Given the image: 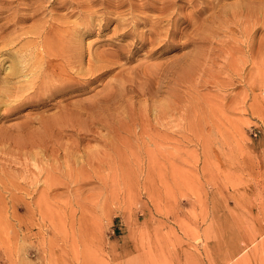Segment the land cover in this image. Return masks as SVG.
Returning a JSON list of instances; mask_svg holds the SVG:
<instances>
[{
	"label": "rangeland",
	"instance_id": "rangeland-1",
	"mask_svg": "<svg viewBox=\"0 0 264 264\" xmlns=\"http://www.w3.org/2000/svg\"><path fill=\"white\" fill-rule=\"evenodd\" d=\"M75 1L0 0V114L18 107L0 117V264H264V0H177L187 8L173 21L160 8L176 0H123L111 15L104 0L91 11V0ZM88 11L82 62L60 81L79 91L52 96L39 79L11 80L17 51L38 41L22 34L62 26L68 36ZM125 27L132 34L121 38ZM148 41L166 49L154 53ZM97 56L110 67L99 79ZM12 85L22 97L8 102ZM30 99L38 102L24 106Z\"/></svg>",
	"mask_w": 264,
	"mask_h": 264
},
{
	"label": "bare ground",
	"instance_id": "bare-ground-1",
	"mask_svg": "<svg viewBox=\"0 0 264 264\" xmlns=\"http://www.w3.org/2000/svg\"><path fill=\"white\" fill-rule=\"evenodd\" d=\"M69 1V0H68ZM90 1V0H89ZM92 1V0H91ZM90 1V2H91ZM102 1V0H101ZM107 1V0H106ZM105 0H104V2H101V3H105V7H103L104 8V10H102V13H108V14H113L112 12H114L113 10H122V8H124V7H126L125 5L127 4V1H126V3L124 4V2H123V0H120V3L119 2H117L116 4H111V2L113 3V1L114 0H112V1H110V2H106ZM117 1V0H116ZM134 0H132L131 1V4L130 5H132V2H133ZM158 1V0H157ZM156 1V2H157ZM171 1H173V0H171ZM189 2L188 3H190V5H192V7H194V5H193V1L191 0H188ZM197 1H199V0H197ZM201 1V0H200ZM206 1V0H205ZM210 1V0H209ZM208 1V2H209ZM218 2H221V0L219 1V0H217ZM223 1V0H222ZM225 1V0H224ZM243 1V0H242ZM255 1V0H254ZM261 1V0H260ZM71 2V1H70ZM88 2V1H87ZM89 2V6H87L88 7V10L89 11H91V8L92 7H94L95 6V4H97L98 5V3H99V1L98 0H93L91 3ZM129 2V1H128ZM149 2V1H148ZM161 2V1H160ZM185 1H181V4L179 3V1H177L176 0V2L175 1H173V2H170V3H167V4H165V5H163V7L162 8H160L161 10H160V14L161 15H166V14H168L169 16H171L170 18L169 17H165V18H169V21L170 20H172V17H173V19L176 17V12H177V10H179V9H181L183 6L184 7H186L185 6V3H184ZM195 2H196V0H195ZM201 2H203V1H201ZM212 2V1H211ZM210 2V3H211ZM218 2H217V4H218ZM226 2V1H225ZM238 2H241V0L239 1L238 0ZM253 2V1H252ZM59 3H61V1L59 2ZM63 3V2H62ZM130 3V2H129ZM145 3V2H144ZM143 3V4H144ZM164 3H166L165 1H164ZM198 3V2H197ZM200 3V2H199ZM198 3V4H199ZM237 3V2H236ZM243 3L245 4V5H247V3H246V1L244 0L243 1ZM261 3H263L262 1H261ZM260 3V4H261ZM58 4V3H57ZM146 4H147V2H146ZM146 4H145V6H146ZM153 4V3H152ZM203 4V3H202ZM212 4V3H211ZM242 3H240V4H236L237 6L238 5H240L241 7H243L244 5H241ZM257 4V3H256ZM55 5V4H54ZM67 5H68V3H67ZM73 5L74 6H77V7H83L85 4L84 3H81L80 4V2L77 0V1H75L74 3H73ZM87 5V4H86ZM100 5V4H99ZM156 5V4H155ZM159 5V4H158ZM189 5V6H190ZM197 5V4H196ZM204 5V4H203ZM203 5H201L200 7H202ZM213 5V4H212ZM216 5V4H215ZM224 5V4H223ZM222 5V6H223ZM249 5V4H248ZM250 5H251V7H252V4L250 3ZM136 6H137V4H136ZM138 6H140V5H138ZM138 6H137V8H138ZM154 6V5H153ZM207 6H209V5H207ZM219 7L221 6L220 4L218 5ZM224 6H226V5H224ZM254 6V5H253ZM257 6V5H256ZM60 7H61V5H60ZM62 7H63V5H62ZM86 7V8H87ZM97 7V6H96ZM99 7V6H98ZM144 6H142V9H143V11H144V9L145 8H143ZM148 7V6H147ZM151 7H152V5H151ZM150 7V8H151ZM156 7V6H155ZM183 7V8H184ZM198 7V6H197ZM204 7H205V5H204ZM209 7H212V6H209ZM213 7H214V5H213ZM212 7V8H213ZM216 7V6H215ZM232 7H233V5H232ZM245 7V6H244ZM255 7V6H254ZM43 8V7H42ZM66 8V7H65ZM71 8H72V6H71ZM101 7H99L95 12L96 13H98L97 11H99V9H100ZM102 8V9H103ZM128 8H129V5H128ZM128 8H127V10H128ZM130 8H133L134 9V5H133V7H130ZM136 8V7H135ZM149 8V7H148ZM187 8V7H186ZM199 8V7H198ZM197 8V9H198ZM208 8V7H207ZM218 8V7H217ZM57 9H58V7H57ZM82 9V8H81ZM84 9V8H83ZM93 9V8H92ZM204 9V8H203ZM216 9V8H215ZM221 9V8H220ZM240 9H242V8H240ZM240 9H239V12H240ZM255 9H257V8H255ZM260 9H261V7H260ZM262 9H264L263 7H262ZM262 9H261V11H262ZM65 10V9H64ZM66 10H68V8L66 9ZM157 10V9H156ZM183 10V9H182ZM199 10V9H198ZM201 10V9H200ZM217 10V9H216ZM234 10V9H233ZM243 10V9H242ZM70 11V10H69ZM88 11V12H89ZM108 11H110V12H108ZM140 11V10H139ZM192 11V10H191ZM203 11V10H202ZM204 11H206V9L204 10ZM210 11H212V10H210ZM222 11V10H221ZM232 11V10H231ZM230 11V12H231ZM237 11V10H236ZM247 12H248V10H246ZM245 11V12H246ZM260 11V10H259ZM264 11V10H263ZM73 12V11H72ZM71 12V13H72ZM129 12H131V10H129ZM135 12L137 13L138 11L137 10H134V12H132V13H134L135 14ZM158 12V11H157ZM180 12V11H179ZM182 12V11H181ZM184 12V11H183ZM195 12V11H194ZM198 12V11H197ZM208 12H209V10H208ZM217 12V11H216ZM238 12V11H237ZM243 12V11H242ZM89 13H91V15H87V16H84V14H83V19L81 20V22L79 23V24H77V25H73L74 26V28H73V34H68V39H67V37L65 36V34L64 33H67L66 31H63V30H71L69 27H67V29H63V27L61 26V27H57V29H56V27H55V29H54V27H53V29L52 28H49V26H48V29H43V30H41V31H32V32H27V33H25V34H22V35H25L26 37L28 36V35H32V36H36L37 37V42L35 43V45L34 46H30L29 45V47L28 48H22V49H20V50H18L17 51V56H16V58H18V59H16V61H18L19 59H21V61H19V63H15L16 64V66H14V68L13 69H11L10 70V73H9V77L11 78V80H15V79H18V78H21V76H22V78L23 79H26L27 81L28 80H30V79H36L34 82H36L38 79H39V82H38V84H37V86H38V90H42V89H46V88H50L49 90H50V92H53V95L52 96H55L56 94H58V93H61V92H64V91H66V92H68V93H74V92H76V91H79L78 89H76V87H75V89H68L67 87H65L66 86V83H65V86H63L61 83H60V81L63 79V80H67V79H70V75L72 74L71 73V71L73 70V69H75L76 67H77V65H79L80 66V64H77V63H79V62H82V60L81 59H83V55L82 54H85V53H82V49H81V46H80V41H79V38L82 36V35H85V34H89L90 32H92V28H91V24L89 25V24H85L86 22L87 23H92L91 21H89V20H91V18H92V14L94 13V11H92V12H89ZM100 13V12H99ZM115 13V12H114ZM121 13V12H120ZM132 13H130L131 15H132ZM149 13V12H148ZM178 13V12H177ZM193 13V12H192ZM201 13V12H200ZM233 13V12H232ZM231 13V14H232ZM257 13V12H256ZM259 13V12H258ZM262 15H264V12H260ZM68 14V13H67ZM70 14V13H69ZM68 14V15H69ZM79 14V13H78ZM87 14V13H86ZM85 14V15H86ZM103 14V15H104ZM122 14H124L123 12H122ZM121 14V16H123ZM152 14V13H151ZM190 14V13H189ZM198 14V13H197ZM203 14V13H202ZM206 14H209V13H206ZM231 14L229 15V16H231ZM238 14V13H237ZM240 14V13H239ZM251 16H250V15ZM252 14H253V11H252V9H250L249 8V13L247 14V15H249V16H246V13H245V15H244V12L242 13V16L244 15V16H246V18H251V17H253L254 15H255V13H254V15L252 16ZM117 15V14H116ZM120 15V14H119ZM126 15V14H125ZM128 15V14H127ZM140 15H141V13H140ZM139 14H138V17L140 16ZM145 15V14H144ZM184 15V14H183ZM182 15V16H183ZM211 15V14H210ZM215 15V14H214ZM221 15H222V12H221ZM260 15V14H259ZM259 15H257V16H259ZM25 16V15H24ZM102 16V15H101ZM106 16V15H105ZM108 16V15H107ZM113 16V15H112ZM120 16V17H121ZM134 16V15H133ZM135 16H137V14L135 15ZM142 16V15H141ZM148 16V15H147ZM200 16H201V14H200ZM208 16V15H207ZM228 16V15H227ZM228 16V17H229ZM242 16H240L241 18H243ZM21 17V16H20ZM33 17V16H32ZM65 17V16H64ZM94 17V16H93ZM98 17V16H97ZM117 17V16H116ZM115 17V18H116ZM126 17V16H125ZM149 17V16H148ZM151 17V16H150ZM149 17V19H151ZM160 17V16H159ZM186 17H188V16H186ZM190 17H191V14H190ZM189 17V18H190ZM194 17H195V14H194ZM198 17V16H197ZM211 17V16H210ZM220 17H222V16H220ZM233 17V16H232ZM236 17L238 18L239 17V15L238 16H235V17H233L234 19H236ZM240 17H239V19H240ZM264 17V16H263ZM262 17V18H263ZM18 18V17H17ZM29 18V17H28ZM50 18H52V17H50ZM78 18H80V17H78ZM109 18H111V17H109ZM113 18V17H112ZM118 18H119V16H118ZM118 18H117V20H118ZM131 18V17H130ZM133 18V17H132ZM141 18H144L145 19V16H143V17H141ZM183 17H181V19H182ZM188 18V19H189ZM196 18V17H195ZM195 18H194V20H195ZM209 18V17H208ZM217 18V17H216ZM230 18V17H229ZM245 18V17H244ZM258 18H261V16H259ZM257 18V19H258ZM22 19V18H21ZM61 19H62V17H61ZM64 19V18H63ZM119 19H122V18H119ZM124 19H127V17L126 18H124ZM157 18H155V20H156ZM158 19H160V18H158ZM157 19V20H158ZM187 19V18H186ZM191 19V18H190ZM204 19V18H203ZM206 19V18H205ZM264 19V18H263ZM262 19V20H263ZM23 20V19H22ZM21 20V21H22ZM43 20H45V18L43 19ZM52 20V19H51ZM55 20V19H54ZM53 20V21H54ZM56 20H57V18H56ZM102 20V19H101ZM104 20V19H103ZM117 20H115V21H117ZM133 20V19H132ZM135 20H138L137 18L135 19ZM142 20V19H141ZM147 20V19H146ZM152 20H154V19H152ZM164 21H166L165 19H163ZM184 20H185V18H184ZM193 20V21H194ZM210 20V19H209ZM222 20V19H221ZM233 20V19H232ZM237 20V19H236ZM247 20V19H246ZM252 20H253V18H252ZM16 21V20H15ZM26 21H28V19L26 20ZM47 21V20H46ZM89 21V22H88ZM111 21H113V20H111V19H108L107 20V23H109V22H111ZM121 21V20H120ZM125 21V20H124ZM127 21V20H126ZM130 21V20H129ZM143 21V20H142ZM159 21H161V20H159ZM168 21V22H169ZM173 21V20H172ZM171 21V22H172ZM177 21V20H176ZM192 21V22H193ZM202 21V20H201ZM207 21V20H206ZM229 21V20H228ZM241 21V20H240ZM243 21V20H242ZM256 21V20H255ZM258 21H259V19H258ZM24 22V21H23ZM50 22V21H49ZM56 22H58V20L56 21ZM123 22V21H122ZM121 22V23H122ZM128 22V21H127ZM157 23H158V21H156ZM179 22V21H178ZM192 22H190V23H192ZM196 22V21H195ZM209 22V21H208ZM223 22V21H222ZM231 22V23H230ZM237 22V21H236ZM247 22V21H246ZM250 22H251V20H250ZM262 22H264V21H261L260 23H262ZM58 23H61V21L60 22H58ZM65 23V22H64ZM68 23H70V22H68ZM68 23L67 24H64V25H68ZM73 23V22H72ZM97 23V22H96ZM102 23V22H101ZM125 23V22H124ZM124 23H122V24H124ZM131 23H133V22H131ZM136 23H137V21H136ZM135 23V24H136ZM148 23V22H147ZM150 23H153V22H150ZM167 23V22H166ZM165 23V24H166ZM173 23V22H172ZM200 23V22H199ZM198 23V24H199ZM202 23V22H201ZM207 23V22H206ZM210 23V22H209ZM225 23V22H224ZM228 23H230L229 25L231 26V24H232V21H229ZM233 23H235V22H233ZM237 23H239V22H237ZM241 23V22H240ZM239 23V24H240ZM244 23V25H245V22H243ZM247 23H249V22H247ZM254 22L252 21V24H253ZM257 22H255V24H256ZM15 24H16V22H15ZM14 24V25H15ZM19 23L17 22V25H18ZM42 24V23H41ZM52 24H53V22H52ZM63 24V23H62ZM61 24V25H62ZM74 24V23H73ZM93 24V23H92ZM104 24V23H103ZM126 24V23H125ZM142 24H145V23H142ZM173 24H175V23H173ZM211 24V23H210ZM238 24V25H239ZM258 24V23H257ZM13 25V24H12ZM11 25V26H12ZM45 25V24H44ZM55 25H57V24H55ZM96 25H100V23H98V24H96ZM128 25V24H127ZM130 25V24H129ZM160 25V24H159ZM169 26L171 25V24H168ZM190 25V24H189ZM209 25V24H208ZM207 25V26H208ZM226 25H228L227 23H226ZM234 25V24H233ZM249 25H250V23H249ZM10 26V25H9ZM43 26V25H42ZM54 26V25H53ZM72 26V27H73ZM135 26V25H134ZM137 26V25H136ZM147 26V25H146ZM151 26V25H150ZM152 26H153V24H152ZM157 26V25H156ZM171 26H173V25H171ZM196 26V25H195ZM202 26V25H201ZM235 26H236V24H235ZM256 27H257V25H255ZM259 26H261V24L259 25L258 24V27L257 28H259ZM264 25H262V27H263ZM12 27H14V26H12ZM11 27V28H12ZM16 27V26H15ZM18 28H19V26H17ZM47 27V26H46ZM66 27V26H65ZM98 27V26H97ZM154 27H155V24H154ZM167 27V26H166ZM173 27H177V25L176 26H173ZM194 27V25L193 26H191V28L190 29H192ZM206 27V26H205ZM205 27H203V28H205ZM227 27V26H226ZM229 27V26H228ZM227 27V28H228ZM239 27V26H238ZM242 27H245V26H242ZM251 27V26H250ZM252 27H254V26H252ZM20 28H21V26H20ZM36 28H38V27H36ZM100 28V27H99ZM102 28V27H101ZM107 28H108V25H107ZM126 28L127 27H125V29L123 30V32L121 31L122 29H120V31L122 32L121 33V35H120V37L121 38H128V37H130L131 36V34H132V30L131 31H129V30H126ZM135 28V27H134ZM138 28V27H137ZM136 28V29H137ZM151 28V27H150ZM165 28V27H164ZM196 28V27H195ZM249 28V27H248ZM247 28V26H246V29H248ZM35 28H33V30H34ZM157 29H159V28H157ZM161 29H163V28H161ZM169 29V28H168ZM168 29H166V30H168ZM178 29V28H177ZM206 29H207V27H206ZM221 29V28H220ZM223 29V28H222ZM255 29V28H254ZM253 29V30H254ZM263 29V28H262ZM6 30L8 31V29L6 28ZM13 30H14V28H13ZM16 30V29H15ZM21 30H22V28H21ZM133 30H135V29H133ZM150 31H151V29H149ZM148 29H147V31H149ZM153 30V29H152ZM156 30V29H155ZM172 30H173V28H172ZM171 30V31H172ZM199 30H201V29H199ZM199 30H197L198 32H199ZM204 30V29H203ZM202 30V31H203ZM241 30H243V29H241ZM249 30H251L250 28H249ZM248 30V31H249ZM253 30H251V32L253 31ZM157 31V30H156ZM163 31V30H162ZM165 31V30H164ZM192 31V30H191ZM196 31V32H197ZM247 30H245V32H246ZM247 31V32H248ZM14 32V31H13ZM19 32V31H18ZM71 32V31H70ZM117 32V31H116ZM159 32V31H158ZM197 32V33H198ZM201 32V31H200ZM242 32H244V30L242 31ZM246 32V33H247ZM250 32V33H251ZM257 32V31H256ZM6 33V32H5ZM5 33H3V34H5ZM8 33V32H7ZM16 33V32H15ZM61 33H63L64 34V38L65 39H67V40H62L61 38H59L58 39V41H56L54 44V46H51V44L53 43H51L50 44V46H48V43H49V39H51L52 37H57L58 35H60ZM100 33V32H99ZM151 33V32H150ZM152 33H153V31H152ZM154 33H156V32H154ZM164 33V32H163ZM168 33H170L169 31H168ZM173 33H177L176 31L175 32H173ZM172 33V34H173ZM203 33V32H202ZM201 33V34H202ZM216 33V32H215ZM215 33H214V35H215ZM138 34V33H137ZM166 34V33H165ZM200 34V36L202 37L203 36V34L201 35ZM217 34V33H216ZM245 34V33H244ZM252 34H253V32H252ZM257 34V33H256ZM13 35H14V33H13ZM134 35H135V33H134ZM134 35H132V36H134ZM139 35H140V33H139ZM154 35H159V34H154ZM162 35V34H161ZM164 35V34H163ZM162 35V36H163ZM167 35V34H166ZM166 35H165V38H166ZM195 35H197L196 33H195ZM194 35V36H195ZM249 32H248V37H249ZM7 36V35H6ZM12 36V35H11ZM143 37H144V35H142ZM168 36H170V34L168 35ZM245 36V35H244ZM255 36V35H254ZM29 37V36H28ZM120 37L118 38L119 40H120ZM138 37H140V36H138ZM137 37V38H138ZM155 37V36H154ZM164 37V36H163ZM195 37H198V36H195ZM201 37H199V38H201ZM251 37V36H250ZM14 38V37H13ZM13 38H11V40L9 39L8 41H12V39ZM20 38V37H19ZM25 38V37H24ZM145 38H147L146 37V34H145ZM149 38H150V36L148 37V40H149ZM152 38H153V36H152ZM190 38V37H189ZM214 38V37H213ZM253 38V37H252ZM251 38V39H252ZM73 39V40H72ZM82 39V38H81ZM134 39V38H133ZM151 39V38H150ZM153 39H155V38H153ZM153 39H152V41H153ZM164 39V38H163ZM245 39V38H244ZM256 39V38H255ZM24 40V39H23ZM35 40V39H34ZM135 40V39H134ZM140 40V39H139ZM142 40H144V39H142ZM147 40V39H146ZM160 40V39H159ZM167 40H169V39H167ZM171 40V39H170ZM192 40V39H191ZM201 42H203L201 39H199ZM250 40V39H249ZM248 40V41H249ZM2 41H3V39H2ZM79 41V42H78ZM163 41V40H162ZM194 41V40H193ZM196 41V40H195ZM258 41V40H257ZM4 42H6V41H4ZM57 42H59V43H57ZM61 42H63V43H61ZM82 42V41H81ZM150 41H148L147 43L149 44V47H153L154 49L152 50L154 53H156V52H158L159 50H162L163 48H165V46H166V44H164V43H162V42H160V41H158V43H157V45L159 44V42L160 43H162V44H164V45H158V48L156 47V43L155 44H152V42L151 43H149ZM154 42V41H153ZM192 42V41H191ZM200 42V43H201ZM204 42H205V40H204ZM244 42V41H243ZM3 43V42H2ZM2 43H0V45L2 44ZM7 43V42H6ZM5 43V44H6ZM168 43H169V41H168ZM167 43V44H168ZM194 43V42H193ZM196 43V42H195ZM199 43V44H200ZM13 42H11L9 45H7V46H4V48L5 47H9V49L8 50H6V49H4L3 51L5 52L4 54L5 55H11V51H12V49H14L13 48ZM20 44V43H19ZM141 44H142V42H141ZM204 44H207V43H204ZM240 44V43H239ZM245 44V43H244ZM256 44V46L258 45L257 44V42L255 43ZM262 44V43H261ZM16 45H18V44H16ZM118 45V44H117ZM241 45H242V43H241ZM250 45V44H249ZM248 45V46H249ZM15 46V45H14ZM145 46H146V44H145ZM204 46V45H203ZM236 46H238V45H236ZM243 46V45H242ZM20 47H24V46H20ZM118 47V46H117ZM147 47V46H146ZM232 47V46H231ZM230 47V48H231ZM241 47V46H240ZM247 47V46H246ZM10 48H11V50H10ZM17 48V47H16ZM82 48H84V47H82ZM123 48V47H122ZM227 48H229V46L227 47ZM229 48V49H230ZM243 48H245V46L243 47ZM253 48V47H252ZM250 49V47H249V49H250V52H251V50L252 51H254V49L256 48L257 49V47H255L254 49ZM1 49V48H0ZM166 49V48H165ZM229 49H227V50H229ZM238 49H239V51H241V49L240 48H237V50L235 49V47H234V49L233 50H236V53L237 54H239L238 52ZM248 49V50H249ZM15 50H17V49H15ZM118 50V49H117ZM119 50H120V48H119ZM118 50V51H119ZM122 50V49H121ZM125 50V49H124ZM145 50V49H144ZM231 50H232V48H231ZM260 50V49H259ZM259 50H257V52L259 51ZM92 51V50H91ZM105 51V50H104ZM230 51V50H229ZM238 51V52H237ZM256 51V50H255ZM254 51V52H255ZM254 52H252V53H254ZM262 52V51H261ZM263 52H264V49H263ZM87 53V52H86ZM91 53V52H90ZM89 53V54H90ZM93 53H95V52H93ZM102 53H103V51H102ZM117 53V52H116ZM119 53V52H118ZM124 53V52H123ZM231 53V52H230ZM234 53L235 52H233L232 53V55H234ZM235 53V54H236ZM245 53H248V51L247 52H245ZM105 54H108V53H106L105 52ZM249 54H251V53H249ZM259 54V53H258ZM3 55V54H2ZM4 55V56H5ZM96 55V54H95ZM94 55V56H95ZM98 55V54H97ZM101 56H102V54H100ZM114 55V54H113ZM118 55H120V54H118ZM122 55V54H121ZM252 55V54H251ZM90 56H91V54H90ZM106 57L108 56V55H105ZM105 56H103V57H105ZM117 56V55H116ZM229 56V55H228ZM255 56V55H254ZM15 57V56H14ZM13 56L11 57V58H14ZM85 57V56H84ZM92 57V56H91ZM98 57V56H97ZM103 57H101V58H103ZM109 57V56H108ZM119 57H121V56H119ZM118 57V58H119ZM248 57H249V55H248ZM259 57V56H258ZM263 57V56H262ZM10 58V59H11ZM93 58V57H92ZM101 58L100 57H98V58H96L97 59V64H100V66L99 67H95L96 69L92 72V70L90 71L89 69H87V70H89L90 72H92L91 73V76L93 77V78H100V76H102V74H100L102 71H103V68L104 69H106L107 68V70H108V65H105L104 63H103V61L101 60ZM115 58H117V57H114V60H115ZM129 58V57H128ZM131 58V57H130ZM256 58V60H257V57H255ZM9 59V60H10ZM15 59V58H14ZM244 59V58H243ZM250 59V58H249ZM264 59V58H263ZM262 59V60H263ZM12 60V59H11ZM93 61H94V58L92 59ZM108 60V59H107ZM111 60V59H110ZM109 60V61H110ZM119 60V59H118ZM259 60H261V59H259ZM2 61V60H1ZM84 61V60H83ZM92 61V62H93ZM245 61V60H244ZM244 61H241L240 59H239V62H244ZM90 62V61H89ZM108 62V61H107ZM111 62V61H110ZM115 62V61H114ZM117 62V61H116ZM253 62V61H252ZM121 63V62H120ZM260 63H261V61H260ZM61 64H63V66L61 65ZM93 64V63H92ZM91 64V65H92ZM95 64V63H94ZM93 64V65H94ZM97 64H95V65H97ZM111 64V63H110ZM114 64V63H113ZM117 64V63H116ZM240 64L241 63H239V67H240ZM89 65V64H88ZM94 65V66H95ZM253 65H254V63H253ZM98 66V65H97ZM117 66V65H116ZM238 66V65H237ZM236 65L234 66V67H237ZM242 66V65H241ZM82 67H84V66H82ZM81 67V68H82ZM112 67V66H111ZM79 68V67H78ZM88 68H90V67H88ZM110 68V67H109ZM238 68V67H237ZM237 68H235L236 70H237ZM260 68V67H259ZM2 69V68H1ZM83 69H85V68H83ZM92 69V68H91ZM112 69H114V68H112ZM111 69V70H112ZM234 69V68H233ZM240 70H241V68H239ZM77 71H78V69H76ZM76 70H75V72H76ZM110 70V69H109ZM140 70V69H139ZM231 71H234L235 72V70H232V68L230 69ZM80 71H82L81 69H80ZM84 71V70H83ZM85 72H87L86 70H85ZM135 72V71H134ZM238 72V71H237ZM105 73H107V71H105ZM233 73V72H232ZM241 73H242V70H241ZM74 74V73H73ZM80 74V73H79ZM88 74V73H87ZM236 74H238V73H236ZM74 75H77V74H74ZM234 75V74H233ZM239 75V74H238ZM81 76H83V75H81ZM85 76H86V74H85ZM90 76V77H91ZM237 76V75H236ZM241 76V75H240ZM242 76H243V73H242ZM261 76V75H260ZM71 77H72V75H71ZM77 77V76H76ZM75 77V78H76ZM88 77V76H87ZM258 77V76H257ZM10 78H8V79H10ZM78 78V77H77ZM85 78V77H84ZM98 78V79H99ZM6 79V78H5ZM5 79H3V80H5ZM7 79V80H8ZM80 79V78H79ZM78 79V80H79ZM83 79V78H82ZM87 79V78H86ZM77 80V79H76ZM77 80V81H78ZM16 81V80H15ZM23 81V80H22ZM69 81V80H68ZM73 81V80H72ZM87 81V80H86ZM90 81V80H89ZM11 82V81H10ZM19 82V80H17V82L16 83H18ZM21 82V81H20ZM19 82V83H20ZM30 82H31V80H30ZM54 82H57V84L56 83H54ZM65 82H67V81H65ZM73 82H75V81H73ZM78 82H81L80 80L78 81ZM93 82V81H92ZM7 84L9 83V82H6ZM5 83V84H6ZM28 83H29V81H28ZM28 83H26V84H28ZM32 83V82H31ZM37 83V82H36ZM70 83V82H69ZM75 83H77V82H75ZM74 83V84H75ZM86 83V82H85ZM84 83V84H85ZM261 83V82H260ZM4 84V83H3ZM6 84V85H7ZM13 84V83H12ZM15 84V83H14ZM22 84H24V83H22ZM35 84V83H34ZM82 84H83V82H82ZM10 85H11V83H10ZM9 85V86H10ZM18 85V84H17ZM21 85V84H20ZM69 85H71V84H69ZM79 85H81V83L79 84ZM13 86V85H12ZM22 86V85H21ZM27 86V85H26ZM32 86H33V84H32ZM31 86V87H32ZM36 86V87H37ZM88 86V85H87ZM4 87V86H3ZM18 87H20V86H16V85H14L12 88H8L5 92L3 91V93H4V96H3V98H5L6 100H8V102H9V99H11V98H16L17 99V97H20V96H18L20 93V91L18 90ZM25 87V86H24ZM110 87V86H109ZM25 88H27V87H25ZM30 88V87H29ZM4 89H5V87H4ZM20 89V88H19ZM23 88H21V90H22ZM32 89V88H31ZM37 90V89H36ZM81 90V89H80ZM19 91V92H18ZM23 91H26V90H24L23 89ZM23 91L21 92V93H23ZM2 92V91H1ZM33 92H35V91H33ZM49 92V91H48ZM46 93V92H45ZM24 94V93H23ZM27 94V93H26ZM33 93H31V95H32ZM50 94V93H49ZM47 95H48V93H47ZM59 95V94H58ZM61 95V94H60ZM25 96V95H24ZM23 96V98H25ZM21 97H22V94H21ZM20 97V98H21ZM41 97H43V96H41ZM54 98V97H53ZM1 99V98H0ZM27 99V98H26ZM20 100V99H19ZM23 100V99H22ZM15 101V100H14ZM23 101H26V100H23ZM28 101V100H27ZM30 102L29 103H24L23 105L24 106H32L33 104H35L36 102H38L36 99L35 100H33V99H30L29 100ZM16 102V101H15ZM7 103V102H6ZM5 103V104H6ZM16 103H18V102H16ZM15 103V104H16ZM22 103V102H21ZM20 103V104H21ZM4 104V103H3ZM19 104V103H18ZM11 105H12V107L10 106H8V105H6L7 107H6V109H5V113H2V114H0V117L1 118H6V117H8L9 115H11V114H13L14 112L16 113V111H18V107H14L13 106V104L11 103ZM43 106H45V105H43ZM20 109V108H19ZM21 110V109H20ZM0 118V119H1ZM56 122L58 123H64L62 120H61V122L60 121H58V120H56ZM56 123H55V121H53V122H51L50 123V125H55ZM65 177V176H64ZM66 179V178H65ZM67 180V179H66ZM75 182V181H74ZM73 181H71L70 183H64V185H70V184H72V183H74Z\"/></svg>",
	"mask_w": 264,
	"mask_h": 264
}]
</instances>
